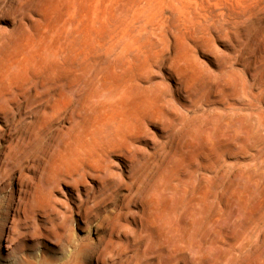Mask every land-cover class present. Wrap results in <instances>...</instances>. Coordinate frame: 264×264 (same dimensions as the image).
I'll list each match as a JSON object with an SVG mask.
<instances>
[{
	"label": "bare ground",
	"instance_id": "1",
	"mask_svg": "<svg viewBox=\"0 0 264 264\" xmlns=\"http://www.w3.org/2000/svg\"><path fill=\"white\" fill-rule=\"evenodd\" d=\"M100 1L106 9L111 0ZM31 13L17 23L0 18V264H84L86 249L89 264H211V249L228 235L226 229L212 230L210 221L199 217L192 236L191 223L178 221L183 208L175 203L164 217L158 194L144 187L143 166L152 156L155 167L160 154L155 133L163 127L157 124L164 123L163 116L181 121L201 94L182 67L174 66L177 32L152 27L144 60L136 64L138 77L125 76L131 40L126 45L112 34L107 39L109 12L102 11L101 19L108 21L90 28L87 41L63 35L50 22L35 26ZM99 56L106 59L103 72L96 67ZM145 75L160 80L143 86L139 77ZM225 81L215 83L205 101L224 109L236 105L235 124L223 112L213 115L254 141L256 93L251 89L249 107H239L242 85L239 89L237 78ZM149 94L160 100L165 115L161 106L147 104ZM247 116L250 128H242ZM154 124L157 130H149ZM100 206L105 213L94 224L96 240L85 246L77 233L80 221L92 223ZM263 218L230 234L228 244L244 241L245 230ZM63 250L68 256L58 255ZM221 250L220 257L227 258L228 249Z\"/></svg>",
	"mask_w": 264,
	"mask_h": 264
},
{
	"label": "rangeland",
	"instance_id": "2",
	"mask_svg": "<svg viewBox=\"0 0 264 264\" xmlns=\"http://www.w3.org/2000/svg\"><path fill=\"white\" fill-rule=\"evenodd\" d=\"M29 10L35 26L46 22L59 25L63 35L66 33L78 41L90 40L89 29L92 31L108 21L109 17L101 19V13L109 12L112 28L107 39L112 34L126 45L131 40L127 53L131 65L125 76L138 77L136 64L144 60L142 50L152 27L161 24L164 33L167 29L177 32L179 56L175 54L174 66L182 67L183 75L199 86L201 94L195 100V110L182 114L181 121L173 123L163 116L164 125L157 124L163 127L155 133L160 154L155 167L151 164L152 156L143 166L144 187L158 194L164 217L170 215L175 203L183 208L178 221L184 217V224L191 223L192 236L199 231V217L210 221L212 230L226 229L228 235L216 247L212 246L211 264H252L254 260L264 264V218L261 225L245 230L244 241L235 246L228 244L230 234H238L246 223L252 224L264 214V0H111L106 9L100 0H0L2 19H17L16 23L27 20ZM166 38L165 34L164 47L168 44ZM146 59L150 61L149 57ZM95 61L101 63L102 68L98 64L96 67L103 72L107 65L105 57L99 56ZM139 78L143 86L160 80L146 75ZM236 78L239 89L243 87L239 97H235L239 107H249L251 89L256 93L254 141L242 139L241 129L234 130L230 122L222 125L214 116L223 112L235 124L236 105L224 109L205 101L215 83L224 80L230 83ZM166 81L173 83L170 77ZM132 82H128L131 87ZM149 88L154 90L152 86ZM133 89L130 98L135 96ZM158 100L147 96V104L161 106L165 115ZM247 117L239 123L242 128H250V116ZM148 129L155 131L157 126L150 125ZM194 212L199 213L197 217ZM95 213L92 223L80 221L77 230L85 246L96 240L93 227L101 221L105 210L100 206ZM98 231L100 242H104L105 228L101 226ZM222 248L229 251L225 259L220 257ZM84 251V264H89L88 250ZM58 255L68 256L67 250Z\"/></svg>",
	"mask_w": 264,
	"mask_h": 264
}]
</instances>
